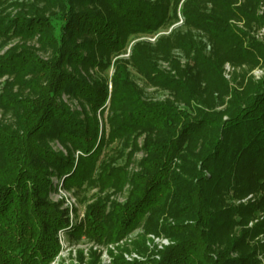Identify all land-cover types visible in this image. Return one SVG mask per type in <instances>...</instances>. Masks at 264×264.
<instances>
[{"label":"trees","instance_id":"1","mask_svg":"<svg viewBox=\"0 0 264 264\" xmlns=\"http://www.w3.org/2000/svg\"><path fill=\"white\" fill-rule=\"evenodd\" d=\"M181 1L0 0V41H19L0 56V78L7 77L0 110L10 116L0 121V264H51L59 231L73 243L85 237L108 245L137 229L124 251L145 261L119 255L114 264H261L264 77L253 81L242 72L231 87L222 75L225 63L264 66V43L248 33L264 28L261 0H183L179 7ZM178 11L186 32L154 47L137 44L129 58L148 85L169 90L173 101L146 100L121 60L113 63L110 89L89 75L107 70L130 36L176 22ZM174 50L188 61L184 67ZM63 94L82 113L72 112ZM53 140L66 154L51 149ZM108 146L113 155L104 157ZM138 152V170L128 174ZM52 173L76 196L92 188L129 190L123 204L104 196L86 205L84 220L70 228L68 210L49 200ZM148 235L172 243L159 260L146 246ZM89 264H99L98 255Z\"/></svg>","mask_w":264,"mask_h":264},{"label":"rangeland","instance_id":"2","mask_svg":"<svg viewBox=\"0 0 264 264\" xmlns=\"http://www.w3.org/2000/svg\"><path fill=\"white\" fill-rule=\"evenodd\" d=\"M20 1H31V0H20ZM183 1V0H182ZM182 1L179 4V7L182 3ZM260 7L264 8V0H261ZM260 7L258 8V13L260 11ZM179 11L177 12V18L178 20L172 24H170L165 29H161L154 33L153 35H140V36H130L128 40V44L124 50V52L117 56L112 58L111 65L107 70H105L103 73L98 72L96 69L90 70L88 73L89 75L93 76L94 78H103L107 80L108 89H110V80L112 77V74L114 73L113 63L116 60H121L123 62H127L126 68L127 71L130 74L131 81L142 90L144 98L146 100L151 101H173V94L169 90H162L156 87H152L148 85L142 77L139 76V74L135 71V69L130 65L129 58L133 51V49L136 47L137 44H147L151 47H154L159 39L161 38H167L170 37L174 33L182 34L186 32V28L183 24V19L179 18ZM238 27L241 28V25L238 24ZM261 29H264L263 27H255L251 28L250 32L248 31L249 35L251 34V37L259 43H264V37L257 35V32ZM194 35L196 41H200L202 43H205V38L198 32H192ZM257 35V36H256ZM261 37V38H260ZM19 41L17 39L7 41L6 43H3L0 41V56L3 55V53L6 52V50L10 49L11 47L18 44ZM30 45H34V43H29ZM28 44V45H29ZM36 47V45H34ZM208 48V47H207ZM173 58L176 59V61L180 64L181 67H184L188 61L184 58L182 53L179 50H174L172 52ZM40 56L43 59H48L47 55H44L43 53H40ZM159 67L162 71L169 72L170 66L166 62L160 61ZM245 75L246 79H252L253 81H259L262 77H264V66L262 63H260L258 66L247 69L246 67L241 68H235L230 66L228 63H225L222 67V75L223 77L228 81L229 86L236 87V84L233 81V75L240 76L241 73ZM235 73V74H234ZM7 81V77L3 76L0 78V93L2 92V88ZM227 99V98H226ZM225 99V100H226ZM61 101L69 107V109L72 112L76 113H82V108L80 106V103L69 97L68 95L63 94L61 96ZM176 106L180 109H187L186 106L175 103ZM83 115L81 114L82 118ZM0 121H3L4 123L10 122V116L9 115H2V112L0 110ZM142 138H139L138 143L139 145L142 143ZM49 146L54 152H61L63 154H66L65 150L60 146V144L53 140L49 142ZM104 157H108L113 155V146H108L103 150ZM143 157V154L141 152L135 153L132 157V164L127 168L128 174H132L133 172H136L138 169L136 167V163ZM117 165L122 166L124 164V158L118 159L116 162ZM51 182V188L49 192V200L53 203H61L62 207L65 208L69 206V203L73 205L74 212H76L75 217L73 220L70 219V216L68 215V223L72 222L74 224L76 219V224H79L78 220H84V209L85 206L88 204L93 203L97 198L109 196L110 200H114L115 202L119 204H123L126 200L127 193L129 190L128 185H126L123 190L120 193H115L112 189L106 190L104 192H101L98 190V188H92V189H85L83 186V189L85 191L80 195L76 196L75 189L74 188H66L64 187V178H58L54 173H52L50 177ZM84 199V202H81L80 200ZM252 196L246 197L244 200L240 201L241 203H246L248 200H251ZM239 202H236L238 204ZM66 207V209H68ZM73 225V226H74ZM251 226V224L249 225ZM141 233V229H137L133 231L131 234L127 235L123 239L117 241L116 243H112L113 248L116 250V252L109 249V247H112L111 245L106 244H95L94 242L87 240L85 237H81L80 240L77 243H73L68 238H63L61 247L59 243V254L62 253V256L57 260L56 264H89L91 259V254L98 255L99 264H114L113 258L115 256H123L124 261L125 257L129 256V254H132L134 252H126L124 250H130L132 242L136 240L137 236ZM148 236H154V235H148ZM146 236L145 238H148ZM156 237V236H154ZM157 238H163L162 236H157ZM166 239V238H163ZM170 244H172L168 239H166ZM131 244V245H130ZM117 246V247H116ZM168 247V246H167ZM112 249V248H111ZM62 250V251H61ZM59 254L55 257L57 258ZM112 254V255H111ZM136 254V253H134ZM80 255L82 260L80 261ZM54 258V260H56ZM258 259L260 260L261 264H264V253L258 255ZM138 261V260H137ZM145 261V259H143ZM126 262V261H125ZM130 263V262H129Z\"/></svg>","mask_w":264,"mask_h":264},{"label":"built area","instance_id":"3","mask_svg":"<svg viewBox=\"0 0 264 264\" xmlns=\"http://www.w3.org/2000/svg\"><path fill=\"white\" fill-rule=\"evenodd\" d=\"M260 15H263L264 16V8L263 7H260V11L259 13ZM180 15V14H179ZM179 18H181V16H179ZM182 19V18H181ZM257 35L259 36H262L264 37V29H261L260 31L257 32ZM256 35V36H257ZM261 38V37H260ZM67 207V205H66ZM65 207V208H66ZM68 209V215L70 216V219L73 220L75 217V214L76 212H74V209H73V205L69 203V206L67 207ZM79 222L81 220H78ZM76 223V219H75V222L74 224ZM72 222L69 223V227H73L74 225ZM58 240H59V243L61 245V247L63 248V245H62V240L64 238H66V234L63 232V231H59L58 234ZM169 242L166 240V239H163V238H157V237H154V236H148L147 238V241H146V246L150 249V250H153L154 251V258L159 260V256L157 255V253L159 251H162L165 247L169 246ZM111 245V244H109ZM112 247H109L110 250L116 252V250L113 248V245H111ZM117 247V246H116ZM112 248V249H111ZM62 251V250H61ZM129 256H126L125 257V261L126 262H133L134 260H138V261H143V258L138 256L137 254H129ZM62 256V253L59 254V256L57 258H55L56 260H53L51 264H56L57 260ZM63 258V256H62ZM109 264V263H108Z\"/></svg>","mask_w":264,"mask_h":264}]
</instances>
